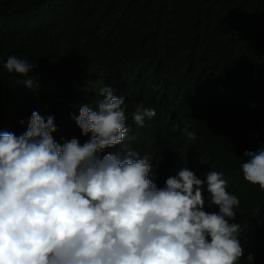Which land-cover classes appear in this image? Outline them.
<instances>
[{
    "label": "trees",
    "instance_id": "obj_1",
    "mask_svg": "<svg viewBox=\"0 0 264 264\" xmlns=\"http://www.w3.org/2000/svg\"><path fill=\"white\" fill-rule=\"evenodd\" d=\"M13 55L36 65V90L4 68ZM103 86L125 98L129 131L101 156L152 158L158 186L181 167L221 172L240 200L229 221L241 225L240 264L249 253L264 264V191L241 169L246 150L264 148V0H0V132L19 136L37 111L54 116L58 143L83 145L91 134L70 114L95 110ZM140 103L157 113L144 127Z\"/></svg>",
    "mask_w": 264,
    "mask_h": 264
},
{
    "label": "clouds",
    "instance_id": "obj_2",
    "mask_svg": "<svg viewBox=\"0 0 264 264\" xmlns=\"http://www.w3.org/2000/svg\"><path fill=\"white\" fill-rule=\"evenodd\" d=\"M34 67L14 55L4 64L30 90ZM100 96L95 110L70 114L82 136L91 134L83 145L75 137L58 143L54 116L37 111L19 136L0 132V264H240L241 225L229 222L240 200L223 174L202 180L181 167L158 186L148 178L152 158L130 149L101 156L129 130L125 98L109 86ZM156 115L140 103L133 120L144 127ZM244 156V179L264 191V148ZM246 260L254 264V254Z\"/></svg>",
    "mask_w": 264,
    "mask_h": 264
}]
</instances>
